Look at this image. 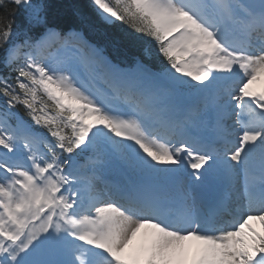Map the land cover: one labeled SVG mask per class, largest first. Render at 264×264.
<instances>
[{
  "label": "snow or ice",
  "instance_id": "obj_1",
  "mask_svg": "<svg viewBox=\"0 0 264 264\" xmlns=\"http://www.w3.org/2000/svg\"><path fill=\"white\" fill-rule=\"evenodd\" d=\"M90 4L143 56L0 0V264H264V0Z\"/></svg>",
  "mask_w": 264,
  "mask_h": 264
},
{
  "label": "trees",
  "instance_id": "obj_2",
  "mask_svg": "<svg viewBox=\"0 0 264 264\" xmlns=\"http://www.w3.org/2000/svg\"><path fill=\"white\" fill-rule=\"evenodd\" d=\"M50 25L59 28L82 27L94 38L101 40L118 55L143 56L144 45L140 39H134L135 34L126 26L116 22L107 25L100 21L93 10L90 0H45ZM20 13L16 14V23H19ZM15 27V24H14ZM2 64H0V71ZM23 115V112L21 111ZM24 119H28L24 117Z\"/></svg>",
  "mask_w": 264,
  "mask_h": 264
},
{
  "label": "bare ground",
  "instance_id": "obj_3",
  "mask_svg": "<svg viewBox=\"0 0 264 264\" xmlns=\"http://www.w3.org/2000/svg\"><path fill=\"white\" fill-rule=\"evenodd\" d=\"M107 175V180H110L112 182H115V183H120L122 184L123 183V178L120 177L119 173L117 172L116 174H114L113 172H103L102 173V176H105ZM254 228H256V230L259 232L260 230V227H259V224L258 223H254L252 225ZM143 232V230H142ZM264 234V233H263ZM142 241V234L138 235L132 242V245H130V248H129V251L131 250H134Z\"/></svg>",
  "mask_w": 264,
  "mask_h": 264
},
{
  "label": "rangeland",
  "instance_id": "obj_4",
  "mask_svg": "<svg viewBox=\"0 0 264 264\" xmlns=\"http://www.w3.org/2000/svg\"><path fill=\"white\" fill-rule=\"evenodd\" d=\"M108 171H109V172H113L114 174H116V173L118 172V171H114V170H106V171H104V172L106 173V172H108ZM101 175H102V174H101ZM262 234H263V233H262Z\"/></svg>",
  "mask_w": 264,
  "mask_h": 264
}]
</instances>
